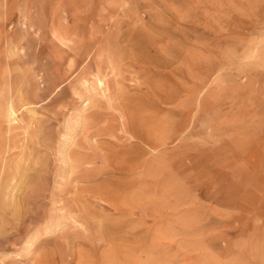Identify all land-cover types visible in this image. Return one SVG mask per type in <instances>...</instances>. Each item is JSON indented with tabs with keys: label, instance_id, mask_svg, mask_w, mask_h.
Masks as SVG:
<instances>
[{
	"label": "rangeland",
	"instance_id": "1",
	"mask_svg": "<svg viewBox=\"0 0 264 264\" xmlns=\"http://www.w3.org/2000/svg\"><path fill=\"white\" fill-rule=\"evenodd\" d=\"M0 264H264V0H0Z\"/></svg>",
	"mask_w": 264,
	"mask_h": 264
},
{
	"label": "bare ground",
	"instance_id": "2",
	"mask_svg": "<svg viewBox=\"0 0 264 264\" xmlns=\"http://www.w3.org/2000/svg\"><path fill=\"white\" fill-rule=\"evenodd\" d=\"M94 86H95V89H97L98 91L104 92L105 81H104V78L100 74L96 75V78L94 80ZM83 87L87 90L86 83L83 84ZM84 102H85V106H88L90 103V98H86L84 100ZM4 113H5L6 117L8 118L9 123H11V124L15 123V121L17 119V115H16V110L14 109L13 106L9 105V107L7 108V110H5ZM81 123H82V115L80 113L66 127L65 139L68 143L65 144L63 146L62 150L60 151L61 158L66 164H70V162H71L69 151H68V146H70V144L73 143V141H74V130L76 129V126L78 124H81ZM30 247H31V244L27 243L25 246V251H29Z\"/></svg>",
	"mask_w": 264,
	"mask_h": 264
}]
</instances>
